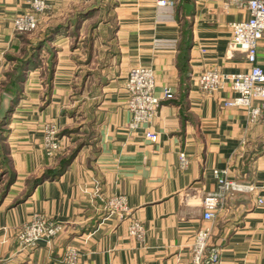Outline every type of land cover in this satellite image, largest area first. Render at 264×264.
Returning a JSON list of instances; mask_svg holds the SVG:
<instances>
[{
    "label": "crops",
    "instance_id": "obj_1",
    "mask_svg": "<svg viewBox=\"0 0 264 264\" xmlns=\"http://www.w3.org/2000/svg\"><path fill=\"white\" fill-rule=\"evenodd\" d=\"M45 1L50 10L39 25L67 27L52 40L57 55L44 110L46 81L37 67L27 77L21 101L28 104L11 118L8 143L17 179L4 196L0 183V264H66L70 248L79 254L76 264H192L200 230L210 232L205 256L218 253L214 264H264V204H258L264 190L247 188L264 179V115L250 122L244 108L224 106L234 96L229 89L206 96L197 81L208 70L232 74L250 68L243 52L229 49L230 25L249 12L225 0H182L175 9L154 0ZM31 2L0 0V83L11 66L7 54L19 41L13 19L29 11ZM186 3L193 6L189 16L180 6ZM184 17L191 47L189 89L181 96ZM258 65L264 71V38ZM137 66L153 68L158 96L164 88L174 94L161 100L151 123L158 143L146 140L145 128L128 130L124 86ZM72 99L75 115L89 119V126L83 121L67 126ZM36 104L31 125L16 123L19 113H30ZM45 118L59 121L62 139L70 137L79 150L59 178L39 184L14 204L26 180L50 166L38 126ZM215 171L242 189L225 192L207 221L203 201L219 190ZM118 195L129 210L123 216L107 208ZM37 213L64 229L50 244L41 241L34 251L22 250L17 231ZM134 224L142 234H130Z\"/></svg>",
    "mask_w": 264,
    "mask_h": 264
},
{
    "label": "built area",
    "instance_id": "obj_2",
    "mask_svg": "<svg viewBox=\"0 0 264 264\" xmlns=\"http://www.w3.org/2000/svg\"><path fill=\"white\" fill-rule=\"evenodd\" d=\"M160 7L175 9L182 0H154ZM199 1V0H196ZM233 3L239 9H246L249 17L245 20L234 22L231 26L230 50H239L246 56L250 68L244 72L226 74L219 70H208L198 77L200 91L206 96H214L217 92L229 89L234 96L224 102L225 107H239L246 110L250 122H258L264 115V71L258 65V47L264 38V0H225ZM50 10V5L45 0H32L27 12L18 14L13 19V30L16 34L30 33L37 29L42 16ZM128 94L127 108L131 113L128 125L130 132L145 128V138L151 143H158L159 135L151 129V123L157 115L162 99L174 98L169 88H164L162 96L156 93V76L153 68L137 66L130 70L125 82ZM51 148L58 149L54 139L55 131H51ZM180 162L187 163L186 155L180 154ZM215 171L218 179L219 190L217 193L208 194L203 201L204 220H212L219 200L224 193L230 190H241L242 187L221 177ZM248 190H264V179L261 184L247 186ZM258 204H264L259 198ZM109 212L123 216L128 213L126 198L118 195L107 202ZM63 226L50 221L42 214H34L31 220L20 227L16 234L19 247L22 250L34 251L41 241L50 244L62 231ZM142 234L143 228L134 224L130 234ZM210 236L209 230H200L195 235L192 248V264H214L218 260V253H213L208 259L205 256L206 243ZM79 254L75 248H70L65 254L66 264H76Z\"/></svg>",
    "mask_w": 264,
    "mask_h": 264
},
{
    "label": "trees",
    "instance_id": "obj_3",
    "mask_svg": "<svg viewBox=\"0 0 264 264\" xmlns=\"http://www.w3.org/2000/svg\"><path fill=\"white\" fill-rule=\"evenodd\" d=\"M180 4V3H179ZM182 8H184L183 4L180 5ZM184 22L182 23L183 32H182V38L179 44V56H178V68L182 74V81H181V90L182 94L181 96H185L189 89V68H188V57H189V49L191 47L190 42V31H189V22L186 20L187 18H183ZM67 27L66 25H58L56 27H50L45 33L41 34L37 39L34 40H27L23 35L24 34H18V43L14 46V52L18 51L22 48V55L21 57H18L14 55L13 53L7 54V59L10 60V62L13 64V70L11 73H5L6 76H10V80L8 83H1L2 88H4V92H6L8 95L7 97L10 98H1L7 99V104L5 106L4 111H0V156L2 155V162L1 165H3V170L6 171L7 174V180H5V184L2 189V196L9 190L11 185L15 182L16 173L11 170V159L7 158L5 154L3 153L5 149L2 144H4V136H3V129L2 126H4L7 123V120L11 115L14 113L16 105L18 102L22 99L23 93H24V83L26 81V75L30 71V69H34L38 66V59L40 57V52L42 49L46 47V45L52 41L53 37L59 32L61 28ZM26 40V42H23V40ZM27 44V47H25L24 44ZM25 47V48H24ZM54 56L51 55L49 60V77L47 80L48 83V89H51V78L53 75V69H54ZM6 84V85H5ZM3 104V103H2ZM3 146V147H2ZM7 150V149H6ZM79 148H76L72 153L67 156L66 158L62 159L59 163V166L54 169H47L45 170L39 177L32 178L29 182V187L27 191L23 194V196L19 199H17L14 204L21 203L25 201L30 195L33 189L38 186L39 184L47 181V180H55L59 178L68 168V166L73 161L74 157L76 156ZM9 154V153H8ZM5 159V160H4ZM2 177V176H1ZM0 177V181L1 178ZM2 182V181H1Z\"/></svg>",
    "mask_w": 264,
    "mask_h": 264
},
{
    "label": "rangeland",
    "instance_id": "obj_4",
    "mask_svg": "<svg viewBox=\"0 0 264 264\" xmlns=\"http://www.w3.org/2000/svg\"><path fill=\"white\" fill-rule=\"evenodd\" d=\"M46 24V23H45ZM44 23H42L41 25H38L37 29L30 32V33H25L23 36L27 39V40H34V39H37L41 34L45 33L49 28H45L46 25ZM54 38V37H53ZM23 42H26V40L22 39ZM53 40V39H52ZM26 44V43H24ZM25 47H27V44L24 45ZM24 47V48H25ZM22 53V48L19 49L17 52H13L14 55L18 56V57H21V54ZM51 55H53L54 57H56L57 55V52L56 50H54V48L52 47V41H50L46 47L44 49H42V51L40 52V57L38 59V66L37 67H41V71H42V78L45 79L46 83L45 85L43 86V89H44V92H43V95H42V98L40 99L41 101V109L44 110V106L46 104V91H47V88H48V83H47V80H48V77H49V60H50V57ZM36 67V68H37ZM34 69H30V71L27 73V77L29 75L30 72H32ZM13 70V64L11 63V66L4 72V77H3V80L1 83H8L9 80H10V76H6L5 73H11ZM27 77H26V81H27ZM26 81L24 83V90H25V85H26ZM0 83V92L1 93V98H5L7 97L6 95H8L6 92H4V88H2V85ZM6 85V84H5ZM24 93H23V96H22V99L24 98ZM0 98V102H1V109L0 111H4L5 109V106L7 104V99H1ZM7 98H10V97H7ZM22 99L18 102V104L16 105V108H20L21 110V106H24L25 104H28V103H24L22 101ZM76 100L75 99H72V102H71V107L68 109L70 114L67 116L70 120H69V124H67V126H82V121H83V125H87L89 126L90 124V121L89 119H86L83 115L81 114H77L75 115L76 113H74V110H75V105H74V102ZM3 103V104H2ZM23 104V105H22ZM21 105V106H20ZM32 106V105H31ZM15 108V110H16ZM37 104L30 110V113H19L18 116L15 118L16 120V123H18L19 125L21 124H28L30 122V125L33 123V116L34 114L36 113V111H38L37 109ZM34 109V110H33ZM15 113V111H14ZM13 113V114H14ZM13 114L11 115V117L8 118L7 120V123L2 126L3 129V136H4V144H2L4 146L5 149L4 150V154L5 156H7V158H11V148H10V145L8 143V135H9V131H10V122H11V118L13 116ZM39 116V115H38ZM41 116V115H40ZM40 118V117H39ZM18 120V121H17ZM42 120V119H41ZM39 121L41 124H39L38 126H41L40 127V136L42 137L43 139V142H42V146H41V149H42V153L44 155V157L46 158V160H49V163H50V166L48 168H46L45 170L47 169H54V168H57L59 166V163L62 159L66 158L67 156H69L72 151H74L76 148L75 145L73 146L71 143H74L73 140L70 139H67L66 141H64L62 139V136L65 135L63 134V132L60 131V128L59 126H61V124L59 123V121H56L55 118H45L43 119L42 121ZM36 122H38V119H36ZM63 126H66V125H63ZM1 128V127H0ZM51 131H55L54 133V139H55V142L56 144L58 145V149H52L51 148V139L53 137H51ZM63 134V135H62ZM70 135V134H68ZM21 141V140H19ZM2 146V147H3ZM7 149V150H6ZM1 153V152H0ZM9 153V154H8ZM2 155L0 156V177L2 178L0 183L2 184V188L5 184V180H7V174L6 171L3 170V165H1V162H2ZM5 160V159H4ZM11 170L14 171L16 173V178H15V181L17 179V172L15 171L12 163H11ZM34 178V177H30L26 180V183L24 185V190H23V193H25L29 187V182L30 180ZM14 184V183H13Z\"/></svg>",
    "mask_w": 264,
    "mask_h": 264
},
{
    "label": "water",
    "instance_id": "obj_5",
    "mask_svg": "<svg viewBox=\"0 0 264 264\" xmlns=\"http://www.w3.org/2000/svg\"><path fill=\"white\" fill-rule=\"evenodd\" d=\"M184 8L186 9V15L189 16L193 10V6L191 4H184Z\"/></svg>",
    "mask_w": 264,
    "mask_h": 264
}]
</instances>
